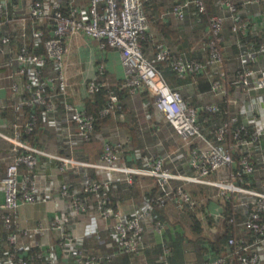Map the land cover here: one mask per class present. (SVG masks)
Wrapping results in <instances>:
<instances>
[{
	"label": "built area",
	"instance_id": "2783aa9c",
	"mask_svg": "<svg viewBox=\"0 0 264 264\" xmlns=\"http://www.w3.org/2000/svg\"><path fill=\"white\" fill-rule=\"evenodd\" d=\"M207 4V0H177L166 13L182 22L192 6L206 12ZM215 5L217 11L208 22V56L206 60H198L183 55L171 58V49L164 41L157 43L153 55H146L141 40L152 32L144 0H85L81 3L78 0H0V41L10 49L18 43L16 52L0 61V68L7 69L6 77L11 81L10 97L17 112L14 120L4 119L2 114L7 103L0 99V126L6 123L13 130L8 136L12 156L0 181L4 193L1 217L10 250L0 264H59L56 247L62 255L73 257L77 264H103L104 260L112 259L113 252L88 251L84 236L68 228L71 216L88 212L92 222L88 224L86 234H98V221L108 223L112 218L117 253L144 254L148 227L161 233L165 223L154 220L150 204L129 214L120 201L116 207L112 206L101 190L109 189L118 173L124 174V180L132 183V173L136 171L155 177L162 190L159 198L176 204L193 203L192 194L183 182H196L214 171L234 165L233 150L238 146L244 149L239 167L230 177L208 179L207 182L216 185L222 197L237 201L233 213L215 215L226 218L239 233L229 237L224 254L202 264H264V39L255 45L237 38L256 29L257 24L249 16L253 12L251 9L264 21V0H215ZM242 10L246 14H242ZM227 22L236 40L244 46L238 57L239 66L234 71L226 62ZM6 25L14 27L15 31ZM75 34L97 39L101 48L120 50L126 71V89L132 95L142 88L150 91L156 108L181 139V147L175 153L155 152L149 156L147 166L131 167L121 164L123 153L129 150V138L121 141L105 139L100 162L87 160L77 150V146L94 135L95 118L85 106L66 98L64 57L70 49L66 38ZM40 44L44 51H35L34 47ZM160 61L171 64L180 76L207 77L210 87L203 92L208 98L203 104L206 110L219 111L218 99L238 108L214 128L213 139L201 128L200 107L188 102L180 89L167 83L158 69ZM105 71V64L99 63L96 77L88 82V92L95 94L108 87L109 100L100 113L123 120L126 113L119 92L109 88ZM229 82L236 87L233 93H230ZM27 107L35 109L28 113ZM40 120L54 129L61 147L69 150L68 155L46 153L23 138V133L33 131ZM41 155H47L46 162L56 159L62 172H78L80 190L73 191L69 182L61 181L57 188L59 194H55L54 182L39 170L46 163L41 161ZM179 160H185L193 173L171 166L173 161ZM88 167L107 171L104 177L96 178L86 172ZM249 174H254V185L245 184L250 183L244 179ZM81 191L94 192L96 205ZM233 195L238 196L232 198ZM53 199L66 200L67 205L60 206L61 211L49 223L32 228L20 223L19 211L23 204ZM93 206L94 212L91 211ZM51 229L57 232L58 245H50L44 250L39 242L27 240L35 233L47 235ZM34 246L38 248L36 251H32ZM170 253L169 244L163 241L161 264H171Z\"/></svg>",
	"mask_w": 264,
	"mask_h": 264
},
{
	"label": "trees",
	"instance_id": "16d2710c",
	"mask_svg": "<svg viewBox=\"0 0 264 264\" xmlns=\"http://www.w3.org/2000/svg\"><path fill=\"white\" fill-rule=\"evenodd\" d=\"M176 1L177 0H144V7L150 23L151 32H153L152 35L147 33L141 40L144 51L146 55L151 56L154 54L151 53V51H156L157 43L164 41L171 49V58L183 55L187 58L203 60L206 54V56H208L207 43L210 36V31L208 30L209 18L217 11L215 0H207L208 4L206 12H200L196 7L192 6L188 11L186 19L182 22L178 21L173 15L166 13L172 8ZM242 14H246L244 10H242ZM225 32L227 35L226 62L227 65L231 66L234 71L239 66L238 57L243 44L241 46L239 41L236 40L232 34L229 22L226 23ZM237 38L245 39L244 43L252 42L255 45H258L264 39V22L261 25H256V29L253 30V32L251 31L245 37H240L239 35ZM197 47L199 50L198 53H193L191 50L193 48L195 50ZM34 50L37 52H43V44L35 46ZM158 69L162 72L167 83L172 88H180L185 97L192 96L193 90L190 89L188 84L192 81V77L187 76L186 78L180 76L173 69L171 64L164 61H160L158 63ZM199 85L202 89L206 90L209 89L210 82L203 79ZM109 88H115V85L110 83ZM235 88L236 87L232 85L230 93H233ZM109 93L110 92L107 87L95 94H88L84 99L83 105L86 107L88 113L93 115L95 118V133L89 140L84 141L81 145L77 146V150L82 151L81 153L86 155L85 158L91 162L101 161V155L104 151V141L106 139V135L103 133L105 125H125L128 129L131 127V130L134 131L138 125H141L144 121H146L147 116L156 114L158 110L154 104L153 95L147 88H142L135 96L136 98L139 97L142 99L141 104H145L149 101L147 105V112H144V109L141 106L137 109L138 111L136 110V112L133 113V111H129V107L123 102L126 112L125 121H122L120 118L114 119L112 115H102L100 113V109L106 105L109 100ZM128 94V89H123L120 92L119 97L122 100L125 99ZM216 101L219 103L221 108L216 112L206 110L201 103H196L197 106L200 107L199 121L201 128L203 132L212 139L214 138V128L222 124L227 118H229L231 113L234 112V107H232L233 105L228 101L221 99ZM34 109L35 108L27 107L28 113L32 112ZM16 114L17 112L13 107V99L9 94L7 107H5L2 117L4 119L14 120L16 118ZM227 137L231 141H234L231 135H228ZM23 138L29 144L37 148L46 147L48 139H51L52 142H55L53 147L56 148L59 153L69 154L66 153L67 150L65 147H60L61 144L55 137L54 129L49 127L43 120L39 121L33 131H25L23 133ZM233 152L235 164L230 167H224L220 170L214 171V180L219 177H230L231 173L239 167V160L244 152V149L238 146L233 150ZM123 157L121 158V161L125 160L126 163L129 164V157H126L125 155ZM44 158L45 156L41 155L42 162L44 161ZM86 172H88L92 177L98 178V174H96L94 168L88 167ZM184 172L193 173V169L190 168V171ZM70 173L73 174L74 177L80 175L75 171H70ZM141 177L142 174L135 172V183L132 185L127 183L124 179L115 178L109 189H103L101 191L109 197L111 202L110 204L115 207L119 201L121 203L123 202V198H126V195H130L131 197L138 196V199L142 201L144 200V205L150 204L152 206L154 220H161L165 223V225H168L167 232L166 230L164 231V240L159 239L153 244H147L144 254L121 252L111 260L113 263L111 262L109 264H118L119 262L122 264H129L135 257L137 258L143 255L145 256L144 258L146 260V264H161L163 241L167 242L171 248V253L169 255L171 264H174L179 259V256L184 251L185 246L190 243L195 246H200L205 250L207 249V259L205 261L220 256L227 251L228 239L235 234V230H233V227L227 223L226 218L208 215V206L202 199L204 195L212 196L216 193L217 187L215 185L209 184L211 186L208 187L207 185H199V183L195 182L188 183V181L187 183H184L181 181L183 182L185 189L192 194L194 202L176 204L170 200L159 198L162 195V190L156 182L149 189H144V191H142L139 184H137L139 183ZM244 179L245 181H250V183L246 182V185H254V174L245 175ZM238 182L240 181L238 180ZM71 190L73 189L71 188ZM80 193L88 195L91 199L95 196L94 192L83 193L81 191ZM234 198H236L235 195ZM236 202L237 201L234 199L233 201L225 200L223 202L226 214L234 212V203ZM92 203L93 205H96L97 201ZM95 210L96 209L93 206L91 211L94 212ZM86 214H89V212ZM220 227H222V229ZM190 233H192V236ZM37 249L38 248H32V251H36ZM62 256L63 255L59 253L60 259Z\"/></svg>",
	"mask_w": 264,
	"mask_h": 264
},
{
	"label": "crops",
	"instance_id": "0c3cea01",
	"mask_svg": "<svg viewBox=\"0 0 264 264\" xmlns=\"http://www.w3.org/2000/svg\"><path fill=\"white\" fill-rule=\"evenodd\" d=\"M83 1L85 0H78L79 3ZM251 11L253 12H250L249 16L253 19V21H255V24L257 25L263 24L264 21L262 17L257 15L254 10L251 9ZM6 27L11 28L10 30L12 31H15L14 27H10V25H6ZM66 39L70 45V49L64 57V71L67 80L66 98L69 101L77 105L84 106L83 105L84 99L89 94L88 86H87L88 82L90 81V79L96 77L97 65H99V63L105 64V70H106L105 77L108 78L111 84L115 85V88L118 90L119 95L123 89L127 90L125 87L126 71L121 60L120 50L118 48L115 47L101 48L100 42L97 39L89 37L85 34L71 35L68 36ZM17 48H18V43H14L12 48L10 49L9 47L2 44V42L0 41V61L6 60L10 56V53L16 52ZM191 51L193 53H198L199 50L197 47L195 50L193 48ZM151 53H154V51L152 50ZM205 56L203 60L207 59L206 58L207 56L206 57ZM6 73H7V69L0 68V99L8 103V98L10 94L9 85L11 81L9 78L6 77ZM182 77L187 78V76H182ZM203 79L207 80V77L202 75L198 77H192V81L188 83L190 89L193 90L192 96L191 97L184 96L188 102L196 106H197L196 103H201V105H203L204 102L208 100V98L203 95V92L207 91L208 89L204 90L199 85ZM229 87L230 88L232 87V84L230 82H229ZM122 100L120 98L123 107H124V103H126L127 106L129 107V111L131 110L133 111V113H135L136 110L141 106L144 109L143 110L144 112L145 111L147 112L148 110L147 105L149 101L145 104L144 103L141 104L142 99H140L139 97L136 98V96L130 93L127 95V97H125V99ZM240 103H242V101H240ZM232 107H234V105ZM233 110L237 111L238 108L234 107ZM124 111H125V107H124ZM7 120H11V119H7ZM122 121H125V118ZM117 127L121 129V133L116 137L115 136L116 132L114 130L115 129L118 130ZM156 130H158V132ZM12 131L13 130L11 126L6 123L0 126V181H1V177L5 173L7 163L10 161L12 156L11 141L8 138V136L11 134ZM103 133L104 135H106V139L110 138L117 141H121L129 138V143H127L129 145V150L124 152L123 156L124 155L126 157L128 156L130 163L128 164L126 163L125 160H123L121 161V164H127L131 167H145L148 165L147 161L152 153L161 152L163 154H173L178 150L179 147H181V139L179 135L174 130L173 126L169 123V121L164 117V115L158 110L156 114L152 116L150 115L147 116L146 121H144L141 125H138L134 129V131L131 130V127H129L128 129L125 125L120 126L119 124H112V125H105L103 129ZM155 134L158 137V141H155L157 138ZM54 144L55 142H52L51 139H48L47 146L41 149H43L46 153H52L54 155H67V154L59 153L56 150V148L53 147ZM263 144H264V140H263ZM66 150H67L66 153H69V150L67 148ZM82 155L84 156V158L86 157L84 153H82ZM42 156H45L44 158L45 162L48 161L47 155H42ZM57 165H58V161L55 159L54 162L53 161L46 162L42 164L41 167L39 168L40 172L45 177H48L54 182V185L56 187L55 194H59L57 188L60 185L61 181L69 182L70 187L73 189V191H79L80 186L78 184L79 181H77V178L78 180L80 178L79 175H77V177H74V175L71 174L70 171L62 172L59 170ZM171 166L181 171H190L191 168L188 166L185 160L173 161V163H171ZM94 170L96 174H98V178L104 177L107 171L106 169L99 170L95 168ZM135 172L132 173V179H133L132 183H129L127 180H125L130 185L135 183L134 182ZM136 173L142 174L139 183H137L141 187L142 191H144V189H149L156 182V179L150 174L141 173V172H136ZM116 179L123 180L124 174L118 173ZM207 180L208 179L201 178L199 181H196L195 183H199V185H207L209 187L211 186L209 185L211 183L207 182ZM233 197L234 195L232 196V198ZM202 199L208 206L207 207L208 215L219 217L217 216L219 213H226L225 212L226 209L224 208L223 202L228 199L219 195L218 188L215 194H213L212 196L204 195ZM90 200L91 202L97 201V196H94V198L92 199L90 198ZM228 201H233V200L231 199ZM3 202H4V193L0 186V262L2 261V259L6 258L10 250V245L6 237L7 229L4 226L1 217L3 213V208H2ZM143 202L144 200L142 201L138 199V196L131 197L130 195H126V198H123L122 204L124 205V207L126 208L129 214H133L138 209L144 206ZM62 205L63 206L67 205V201L65 200L61 202L59 199H53L48 202L23 204L20 207V211H19L20 223L28 228L36 227L39 224H47L50 222L52 218H54L55 215L59 214V212L61 211L59 210V207ZM91 222L92 220L90 218V215L86 213H82L79 215L71 216L67 226L68 228L73 230L74 233L84 236L85 248L88 251L98 254H107L113 252L115 253L113 258L116 255L120 254L117 253L118 249L115 241L114 231L112 229L113 219L112 218L109 219L108 223H104L101 220L98 221L99 231L98 234L96 235L86 234L87 226ZM220 228L222 229V227ZM167 229H168V225H165L164 230L161 233H159L156 232L152 228V226L148 227L146 231L147 244L148 245L151 243L153 244L155 243L156 240L159 239L164 240L163 237L164 231L166 230L167 232ZM233 230H235V233H239L238 229L233 228ZM190 235L192 236V233H190ZM29 238L30 239L27 240L29 241L34 240L35 243L39 242L44 250H47L50 247V245H58L57 244L58 236H57V232L54 229H51V231L47 235L45 234L43 235L41 233H35ZM34 248L37 247L34 246ZM56 249L58 253H61L58 247H56ZM206 250L201 248L200 246L197 245L195 246L191 243L187 244L182 254H180L179 259L174 264H202L207 259ZM144 257L145 256H141V257L139 256L137 258L135 257L134 260L129 264H146V260ZM112 259L104 260L103 264L111 263ZM59 264H77V263L75 262L73 257L63 255L62 258L59 259ZM118 264H122V263L119 262Z\"/></svg>",
	"mask_w": 264,
	"mask_h": 264
},
{
	"label": "rangeland",
	"instance_id": "374dc122",
	"mask_svg": "<svg viewBox=\"0 0 264 264\" xmlns=\"http://www.w3.org/2000/svg\"><path fill=\"white\" fill-rule=\"evenodd\" d=\"M229 66V65H228ZM229 67H231V66H229ZM232 69V68H231ZM135 96V95H134ZM121 126V125H120ZM118 128V127H117ZM113 130V129H112ZM115 132H116V134H115V136L117 137L120 133H121V129L120 128H118V130H114ZM157 132H158V130H156ZM12 133V132H11ZM122 133H123V131H122ZM155 136H156V134H155ZM157 137V136H156ZM155 141H158V137L156 138V140ZM203 178H205V179H212V180H214L215 179V175H214V173H211L210 175H208V176H206V177H203ZM77 181H78V178H77ZM140 187V186H139ZM140 189H141V187H140Z\"/></svg>",
	"mask_w": 264,
	"mask_h": 264
}]
</instances>
